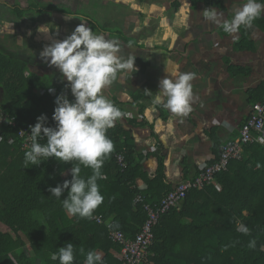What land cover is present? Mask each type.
Instances as JSON below:
<instances>
[{"label":"trees","instance_id":"1","mask_svg":"<svg viewBox=\"0 0 264 264\" xmlns=\"http://www.w3.org/2000/svg\"><path fill=\"white\" fill-rule=\"evenodd\" d=\"M191 3L224 8L223 0ZM179 4L176 0L173 5ZM253 23L264 30V16ZM41 85L37 75L27 74L23 60L0 50V112L17 121L16 126L0 124V223L7 227L0 229V264H60L52 255L69 242L74 246L73 264H85L88 251L99 253L103 264H121L112 252L120 251L121 244L112 240L106 223L99 224L93 217L101 215L113 230L135 238L148 217L145 204L156 206L175 187L167 181L164 155L160 148L153 153L158 166L150 177L129 131L122 125L109 128L114 150L101 168L106 178L97 181L103 203L91 219L70 215L62 206L68 191L58 199L49 188L71 180L72 167L79 166L85 179L92 169L55 157L42 158L39 165L24 163L30 148L23 147L19 128L30 130L41 115L47 117L45 126L56 124L52 116L59 93L52 96L46 89L37 94ZM251 96L253 104L263 100L264 82L251 89ZM39 142L46 143V138ZM243 149L241 158L231 159L228 169L217 173L221 188L215 184L192 188L177 206L161 215L143 264H264V144L256 140ZM220 153L221 149L217 159ZM119 155L124 164L119 163ZM140 180L147 183L146 189L140 188ZM139 194L143 201L134 203ZM240 224L249 234L237 231ZM253 239L256 246L250 248Z\"/></svg>","mask_w":264,"mask_h":264},{"label":"crops","instance_id":"2","mask_svg":"<svg viewBox=\"0 0 264 264\" xmlns=\"http://www.w3.org/2000/svg\"><path fill=\"white\" fill-rule=\"evenodd\" d=\"M175 1L0 0V50L23 60L27 74L40 78L44 86L37 94L48 89L52 96L74 99L59 70L40 53L80 23L118 40L121 55L135 57L137 71L118 73L102 94L124 113L114 125L129 131L146 173L155 174L153 153L160 148L173 186L193 179L204 164L217 160L224 143L240 137L252 111L251 89L264 82V30L253 23L228 34L221 26L240 0H223L224 8L192 6L191 0H178L174 7ZM208 8L221 23L204 19ZM44 25L48 33L39 31ZM176 68L195 73L187 115L166 109L162 94L161 103L154 102L160 80ZM139 186L146 189L147 183L140 180Z\"/></svg>","mask_w":264,"mask_h":264},{"label":"clouds","instance_id":"3","mask_svg":"<svg viewBox=\"0 0 264 264\" xmlns=\"http://www.w3.org/2000/svg\"><path fill=\"white\" fill-rule=\"evenodd\" d=\"M202 13L207 21L221 23L214 8L205 9ZM262 14L264 2L261 0H240L231 19L224 20L221 26L225 33H236L242 26L251 27ZM39 31L48 33L50 29L44 25ZM40 57L59 70L74 99L69 100L64 94L57 96L52 116L55 127L45 126V115L37 117L35 125L30 126L31 147L24 154V163L26 166L29 163L39 165L44 161L42 158L55 157L64 163L75 160L91 168L92 174L85 179L80 175L79 166L72 167L71 180L49 188L51 195L58 199L65 190L68 191L62 206L70 215L91 219L94 210L104 200L97 183L106 178L101 168L104 159L114 150L107 131L124 115L102 94V90L117 78L118 73L136 72L135 57L121 55L118 40L96 34L85 23L78 24L63 40H53L45 45ZM194 78L195 73L180 72L178 68L167 73L159 82L154 102L161 103L162 94L166 97L163 101L166 109L178 116L187 115L191 111V81ZM45 138L46 143L39 142ZM237 231L249 234V229L243 224ZM248 246L255 248V240H251ZM52 259H59L60 264H73V244L69 242L60 247ZM85 264H103L102 256L88 251Z\"/></svg>","mask_w":264,"mask_h":264},{"label":"built area","instance_id":"4","mask_svg":"<svg viewBox=\"0 0 264 264\" xmlns=\"http://www.w3.org/2000/svg\"><path fill=\"white\" fill-rule=\"evenodd\" d=\"M8 122L9 125H17L15 118L9 117L5 112H0V123ZM18 135L23 139V147L30 148V130L22 128L18 130ZM260 141L264 144V98L252 105L249 118L243 123L238 139L229 140L221 147V153L212 164H204L198 174L193 179L180 181L171 191H169L156 206L145 204L147 219L135 238H128L123 232L112 229V223L103 220L101 215H95L93 219L99 224H105L110 230V237L113 241L121 244V250H112L114 255L121 260V264H143L149 255L150 247L154 242V228L162 214L177 206L192 188H202L206 185L215 184L221 188V183L216 180L217 173L228 169L231 159L241 158L244 152V145ZM119 163L124 164L123 155L118 156ZM145 189V187H140ZM143 201V196L139 194L134 203Z\"/></svg>","mask_w":264,"mask_h":264},{"label":"rangeland","instance_id":"5","mask_svg":"<svg viewBox=\"0 0 264 264\" xmlns=\"http://www.w3.org/2000/svg\"><path fill=\"white\" fill-rule=\"evenodd\" d=\"M16 122H17V121H16ZM0 124H1V125H7V126H9L10 123H8V122H2V123H0ZM19 129H22V128H19ZM252 210H253L252 207L249 208V209H246V210H245V213H250ZM0 229H1V230H7V227H6L5 225H3L2 223H0Z\"/></svg>","mask_w":264,"mask_h":264}]
</instances>
